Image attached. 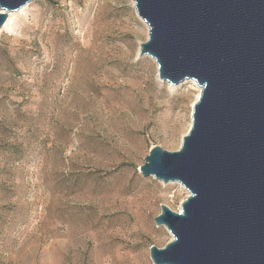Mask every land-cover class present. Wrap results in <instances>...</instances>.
Segmentation results:
<instances>
[{
    "label": "rangeland",
    "instance_id": "obj_1",
    "mask_svg": "<svg viewBox=\"0 0 264 264\" xmlns=\"http://www.w3.org/2000/svg\"><path fill=\"white\" fill-rule=\"evenodd\" d=\"M27 6L0 34V264H154L173 241L161 205L189 192L139 169L180 150L198 92L139 56L133 0Z\"/></svg>",
    "mask_w": 264,
    "mask_h": 264
},
{
    "label": "water",
    "instance_id": "obj_2",
    "mask_svg": "<svg viewBox=\"0 0 264 264\" xmlns=\"http://www.w3.org/2000/svg\"><path fill=\"white\" fill-rule=\"evenodd\" d=\"M34 0H0L9 14ZM149 34L140 57L172 86L202 90L177 152L155 146L139 173L180 183L181 212L155 218L173 237L154 264H264V0H134Z\"/></svg>",
    "mask_w": 264,
    "mask_h": 264
},
{
    "label": "bare ground",
    "instance_id": "obj_3",
    "mask_svg": "<svg viewBox=\"0 0 264 264\" xmlns=\"http://www.w3.org/2000/svg\"><path fill=\"white\" fill-rule=\"evenodd\" d=\"M133 4H134V8H135V1L133 0ZM28 6H25V7H23L22 9H20L17 13H19V12H22V11H24L26 8H27ZM16 13H10L9 14V17H8V20H7V22H6V24H5V26L3 27V29H5V28H7L8 26H9V24H10V22L12 21V19H13V16L15 15ZM145 23V22H144ZM146 24V23H145ZM146 26H147V24H146ZM147 28H148V26H147ZM163 82V81H162ZM187 83H190V84H192L191 85V89H193L194 91H196V92H198V95L196 96V99H195V102H194V104L198 101V99L200 98V96H201V92H202V90H201V88L195 83V82H193V81H191V82H187ZM172 89H173V91H175V89H177V88H179V87H175V86H170ZM194 106V105H193ZM164 186H168V185H165L164 184ZM180 212V211H179ZM140 214V213H139ZM145 219H146V217H145ZM146 223V222H145ZM91 233V232H90ZM104 233V232H103ZM93 234V233H92ZM88 235L90 236V234L88 233ZM93 236H94V234H93ZM116 236H117V233L116 232H113V237L114 238H116ZM112 237V236H111ZM119 237V236H118ZM102 238H103V236H102ZM102 240V239H101ZM104 240V239H103ZM116 240H121V238H116ZM99 244V246H101V243H98ZM103 245V244H102ZM98 246V247H99ZM100 249V248H99ZM102 249V248H101ZM119 258V257H118ZM117 257H113V256H110V258L108 259V264H125V262L122 260V259H118ZM144 258H146V257H144ZM140 261V260H139ZM130 263V262H129ZM131 264V263H130ZM134 264H137L136 263V261L134 262ZM145 264H148L147 263V261H146V263Z\"/></svg>",
    "mask_w": 264,
    "mask_h": 264
}]
</instances>
